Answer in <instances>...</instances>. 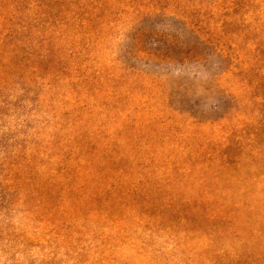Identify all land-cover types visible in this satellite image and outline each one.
<instances>
[{"label":"rangeland","instance_id":"obj_1","mask_svg":"<svg viewBox=\"0 0 264 264\" xmlns=\"http://www.w3.org/2000/svg\"><path fill=\"white\" fill-rule=\"evenodd\" d=\"M0 264H264V0H0Z\"/></svg>","mask_w":264,"mask_h":264}]
</instances>
